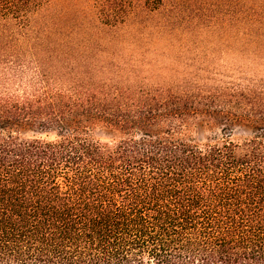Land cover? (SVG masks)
Listing matches in <instances>:
<instances>
[{
	"label": "trees",
	"instance_id": "obj_1",
	"mask_svg": "<svg viewBox=\"0 0 264 264\" xmlns=\"http://www.w3.org/2000/svg\"><path fill=\"white\" fill-rule=\"evenodd\" d=\"M261 66L264 0H0V264H264Z\"/></svg>",
	"mask_w": 264,
	"mask_h": 264
},
{
	"label": "rangeland",
	"instance_id": "obj_2",
	"mask_svg": "<svg viewBox=\"0 0 264 264\" xmlns=\"http://www.w3.org/2000/svg\"><path fill=\"white\" fill-rule=\"evenodd\" d=\"M203 37H205L204 45L206 46L205 48L207 50L205 53H203V56L200 59H204L203 57L206 54L211 56L214 53L212 55V58L217 59L215 67L220 68L217 65H225L226 64V65L230 66L232 69H234V67H236L238 65H244L245 62L243 63V62L239 61V58H240L239 56H237V55H233L232 57L230 56L229 51L226 50L227 44L224 46L223 44H221L222 43L221 41L217 42V40H213L212 34L208 33L206 30L203 32ZM177 40H178V38L172 39L171 48H167V51L165 52L167 57H164V62H167L166 65H169L170 63H171L170 66L174 65V68L168 69L167 73L172 74V76H173L178 71H179L180 75L184 71L185 72H187V71L196 72L197 68L188 65L187 60H186L187 57L193 56V53L187 52L189 54L184 55L179 63L178 62H176V63L171 62V60H173L174 57L176 58L175 52H177L176 51L177 50ZM157 47H159L162 50L166 48V46L164 44H161ZM200 59H199V61H200ZM245 65H248V62H246ZM262 68H264V67L261 66V69ZM161 71H163V70H161ZM249 72L250 73H257V74H259V77H262V76L264 77V71L263 70L256 69L254 71H249ZM162 74H164V73H162ZM232 75H234V73ZM230 128H231V130H230L231 131V138L233 140H236V141H242L246 138H250L253 135V129H252L251 125L247 124L245 122H237L235 124L230 125ZM208 136L209 137L211 136L214 139H217V137L221 136V130H219V127H216L213 130H208V128H206L203 123H199L197 138L200 141H204L205 137H208ZM95 137L98 139H101V140H106V141H109L112 139L111 133L105 129L96 131Z\"/></svg>",
	"mask_w": 264,
	"mask_h": 264
}]
</instances>
